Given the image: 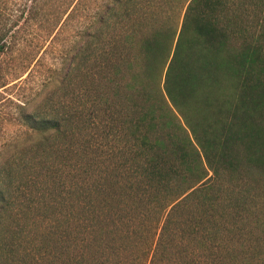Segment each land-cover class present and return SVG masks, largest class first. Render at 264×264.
<instances>
[{"label": "trees", "instance_id": "1", "mask_svg": "<svg viewBox=\"0 0 264 264\" xmlns=\"http://www.w3.org/2000/svg\"><path fill=\"white\" fill-rule=\"evenodd\" d=\"M31 2L70 44L0 92V264H264V0Z\"/></svg>", "mask_w": 264, "mask_h": 264}, {"label": "rangeland", "instance_id": "2", "mask_svg": "<svg viewBox=\"0 0 264 264\" xmlns=\"http://www.w3.org/2000/svg\"><path fill=\"white\" fill-rule=\"evenodd\" d=\"M31 3V0H8L7 7L2 9L0 27L8 30L6 41L10 48L0 57V92L15 102H22L52 81L54 70H62L65 66L64 56L70 44V38L64 40L62 35L59 40H47L39 52L42 45L39 36L47 33L49 27L30 18ZM44 8L49 10L51 6ZM57 83L58 80H54L49 89ZM7 102L0 104V110L4 108L2 112L13 108V104L7 105Z\"/></svg>", "mask_w": 264, "mask_h": 264}]
</instances>
